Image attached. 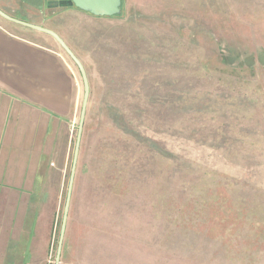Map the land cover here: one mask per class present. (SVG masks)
Returning <instances> with one entry per match:
<instances>
[{"label":"rangeland","instance_id":"1","mask_svg":"<svg viewBox=\"0 0 264 264\" xmlns=\"http://www.w3.org/2000/svg\"><path fill=\"white\" fill-rule=\"evenodd\" d=\"M18 1L10 16L65 27L90 83L61 264H264V0H122L113 17ZM79 82L30 192L45 264L57 254Z\"/></svg>","mask_w":264,"mask_h":264},{"label":"crops","instance_id":"2","mask_svg":"<svg viewBox=\"0 0 264 264\" xmlns=\"http://www.w3.org/2000/svg\"><path fill=\"white\" fill-rule=\"evenodd\" d=\"M15 2L20 4L0 0V9L17 15L6 8ZM43 27L70 44L65 27ZM20 28L27 30L0 17V264H45L48 239L35 214H29L35 205L30 192L49 166L59 132L75 115L80 75L52 37Z\"/></svg>","mask_w":264,"mask_h":264},{"label":"water","instance_id":"3","mask_svg":"<svg viewBox=\"0 0 264 264\" xmlns=\"http://www.w3.org/2000/svg\"><path fill=\"white\" fill-rule=\"evenodd\" d=\"M68 4L71 6H75L81 11L90 13L98 17H113V16L120 15L122 13V0H69ZM0 17H2L3 19L7 21L16 23L23 27L38 31L40 33H44L52 37L59 44L62 50L68 55V57L73 61V63L79 70L82 81H83L84 96H83V103H82L81 114H80V122H79V127H78V134H77V140H76V146H75V152H74V158H73V165H72V170H71V175H70V180H69V187H68L67 199H66L65 210H64L62 226H61V231H60L57 254L55 258V264H61L63 247H64V242H65V237H66V232H67V223L69 219V210H70L71 197H72V191H73L74 180H75L76 167H77V162H78V157H79V152H80V147H81V140H82V134H83V129L85 125L87 107H88L89 97H90V83H89L86 69L82 61L71 50V48L68 46L65 40L54 30L40 26V25H36L33 23L18 20L8 15L1 9H0Z\"/></svg>","mask_w":264,"mask_h":264}]
</instances>
